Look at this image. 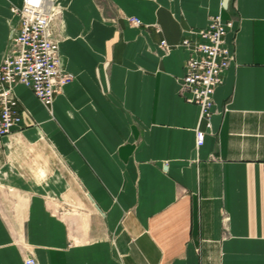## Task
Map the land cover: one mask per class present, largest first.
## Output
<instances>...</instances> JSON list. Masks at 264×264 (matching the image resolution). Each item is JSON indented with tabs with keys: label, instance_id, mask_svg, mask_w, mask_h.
Segmentation results:
<instances>
[{
	"label": "crops",
	"instance_id": "crops-1",
	"mask_svg": "<svg viewBox=\"0 0 264 264\" xmlns=\"http://www.w3.org/2000/svg\"><path fill=\"white\" fill-rule=\"evenodd\" d=\"M23 2L0 0V61ZM56 3L73 80L51 111L14 87L21 118L0 138V264L28 254L38 264H264V0ZM218 13L234 19V58L208 129L180 93L190 54L180 42L199 40L193 31Z\"/></svg>",
	"mask_w": 264,
	"mask_h": 264
},
{
	"label": "built area",
	"instance_id": "built-area-1",
	"mask_svg": "<svg viewBox=\"0 0 264 264\" xmlns=\"http://www.w3.org/2000/svg\"><path fill=\"white\" fill-rule=\"evenodd\" d=\"M51 0H24L22 6L11 7L19 17V31L12 30L9 47L0 61V138L7 135L20 120L21 101L15 93L16 84H24L51 109L56 95L73 80V74L62 64L59 22L63 8ZM129 22L141 25L138 17H128ZM234 26V19H224L221 13L210 17L206 27L193 32L200 38H183L181 44L189 48L186 70L180 79V93L200 107L201 119L212 127L215 112L214 93L223 81V73L234 58V51L227 44V33ZM165 51L171 45L162 39ZM206 130L196 129V145L205 142ZM25 264H38L32 254Z\"/></svg>",
	"mask_w": 264,
	"mask_h": 264
},
{
	"label": "rangeland",
	"instance_id": "rangeland-1",
	"mask_svg": "<svg viewBox=\"0 0 264 264\" xmlns=\"http://www.w3.org/2000/svg\"><path fill=\"white\" fill-rule=\"evenodd\" d=\"M51 1H53L52 3H55L56 5H57V3H56V0H51ZM63 11V10H62ZM13 13V12H12ZM14 14V13H13ZM16 15V14H15ZM63 28V27H62ZM63 34H64V28H63ZM65 35V34H64ZM52 110V108L50 109V111ZM3 192H6V189H4L3 190ZM7 192H10L9 190H7Z\"/></svg>",
	"mask_w": 264,
	"mask_h": 264
},
{
	"label": "bare ground",
	"instance_id": "bare-ground-1",
	"mask_svg": "<svg viewBox=\"0 0 264 264\" xmlns=\"http://www.w3.org/2000/svg\"><path fill=\"white\" fill-rule=\"evenodd\" d=\"M58 5V4H57Z\"/></svg>",
	"mask_w": 264,
	"mask_h": 264
}]
</instances>
